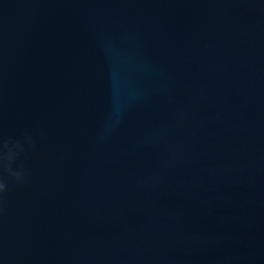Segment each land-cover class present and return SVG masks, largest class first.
<instances>
[{"label":"water","instance_id":"95a60500","mask_svg":"<svg viewBox=\"0 0 264 264\" xmlns=\"http://www.w3.org/2000/svg\"><path fill=\"white\" fill-rule=\"evenodd\" d=\"M0 137V264H264V0H0Z\"/></svg>","mask_w":264,"mask_h":264},{"label":"clouds","instance_id":"9594fccd","mask_svg":"<svg viewBox=\"0 0 264 264\" xmlns=\"http://www.w3.org/2000/svg\"><path fill=\"white\" fill-rule=\"evenodd\" d=\"M23 144L35 147L30 133L24 134ZM23 144L18 140L0 137V205L3 204L4 194L9 191V183H23L28 176V170L23 165L13 167L18 158L25 154Z\"/></svg>","mask_w":264,"mask_h":264}]
</instances>
